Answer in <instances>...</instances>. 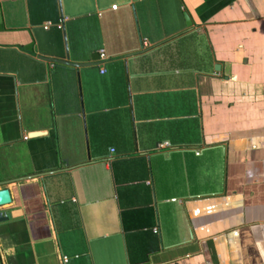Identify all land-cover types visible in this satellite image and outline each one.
Masks as SVG:
<instances>
[{"label": "crops", "instance_id": "obj_1", "mask_svg": "<svg viewBox=\"0 0 264 264\" xmlns=\"http://www.w3.org/2000/svg\"><path fill=\"white\" fill-rule=\"evenodd\" d=\"M0 181V264H264V0H0Z\"/></svg>", "mask_w": 264, "mask_h": 264}, {"label": "water", "instance_id": "obj_2", "mask_svg": "<svg viewBox=\"0 0 264 264\" xmlns=\"http://www.w3.org/2000/svg\"><path fill=\"white\" fill-rule=\"evenodd\" d=\"M59 2V8H60V0H58ZM61 17H62V13ZM63 18V17H62ZM65 35V33H64ZM40 57L42 59L48 60L50 62H57V63H65V64H69V65H73L76 67H90L92 66V62H73L69 60L68 54L66 52L65 58H58L52 55H40ZM219 65L216 64L214 65L215 69H218ZM45 132L44 131H32L29 133L28 137H36V136H40L43 135ZM7 184L4 181H0V186ZM11 200V196H10V192L7 188H0V206L9 203ZM3 218H5V216L0 212V220H2Z\"/></svg>", "mask_w": 264, "mask_h": 264}, {"label": "built area", "instance_id": "obj_3", "mask_svg": "<svg viewBox=\"0 0 264 264\" xmlns=\"http://www.w3.org/2000/svg\"><path fill=\"white\" fill-rule=\"evenodd\" d=\"M58 27H60V25H58ZM98 56H99V59H104L105 58V52H104V50H99L98 51ZM100 71L103 72L104 70L103 69H100Z\"/></svg>", "mask_w": 264, "mask_h": 264}, {"label": "trees", "instance_id": "obj_4", "mask_svg": "<svg viewBox=\"0 0 264 264\" xmlns=\"http://www.w3.org/2000/svg\"><path fill=\"white\" fill-rule=\"evenodd\" d=\"M204 48H205V43H204ZM208 50H209V48H208V46L206 45V49H204V59H205L206 57L209 56V52H208Z\"/></svg>", "mask_w": 264, "mask_h": 264}]
</instances>
